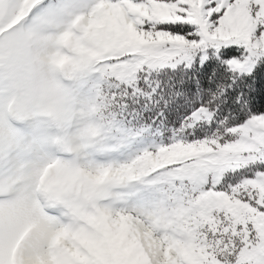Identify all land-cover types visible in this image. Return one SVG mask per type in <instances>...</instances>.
Segmentation results:
<instances>
[{"label": "snow or ice", "instance_id": "obj_1", "mask_svg": "<svg viewBox=\"0 0 264 264\" xmlns=\"http://www.w3.org/2000/svg\"><path fill=\"white\" fill-rule=\"evenodd\" d=\"M0 264H264V0H0Z\"/></svg>", "mask_w": 264, "mask_h": 264}]
</instances>
